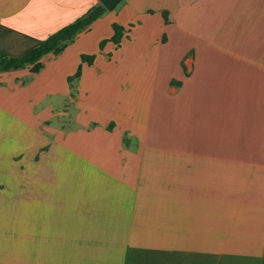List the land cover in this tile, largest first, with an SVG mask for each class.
<instances>
[{
	"label": "crops",
	"instance_id": "0c3cea01",
	"mask_svg": "<svg viewBox=\"0 0 264 264\" xmlns=\"http://www.w3.org/2000/svg\"><path fill=\"white\" fill-rule=\"evenodd\" d=\"M97 3L0 0V60ZM40 64L0 73V264H263L264 0H122Z\"/></svg>",
	"mask_w": 264,
	"mask_h": 264
},
{
	"label": "trees",
	"instance_id": "16d2710c",
	"mask_svg": "<svg viewBox=\"0 0 264 264\" xmlns=\"http://www.w3.org/2000/svg\"><path fill=\"white\" fill-rule=\"evenodd\" d=\"M106 10L99 3L91 7L83 16L76 19L74 22L62 27L46 39L42 40L39 45L28 52L12 58H4L0 60V73H6L11 71H17L31 67V71L36 73L40 70V60L49 54H60L67 45L72 43L76 36L86 31L97 19H99ZM114 35L111 38V42L119 47L121 39L123 37V28L117 25L113 26ZM105 44V41L100 43V48ZM93 56H81L82 63L92 64ZM81 69L79 68L74 77L69 79L71 82L73 79L80 77ZM264 264V253H263Z\"/></svg>",
	"mask_w": 264,
	"mask_h": 264
},
{
	"label": "rangeland",
	"instance_id": "374dc122",
	"mask_svg": "<svg viewBox=\"0 0 264 264\" xmlns=\"http://www.w3.org/2000/svg\"><path fill=\"white\" fill-rule=\"evenodd\" d=\"M21 70H24V69H21ZM11 72H7V73H11ZM23 82H25V81H23ZM29 82H30V79L28 78V80L26 81V84ZM47 106L53 107L55 112H57V114H55L54 117H50L47 121H45L44 124L41 125V127H40L41 129L34 130V134H33L34 138L37 136H39V137L44 136L46 139L51 140V138H52L51 135L48 133H45L44 128L50 127L51 129H59V123L61 124V121L65 122L64 123L65 130H69L68 127L73 125V123H70V122L73 119L74 108L67 101H65L64 98L61 97L59 94L48 95L40 105L35 107L34 110H35V112H39L42 109H45ZM64 106H66V107H64ZM63 110H66V113H67V116L64 118H63V116H58V113L63 112ZM19 131H20L21 135H23V136L27 135V136L31 137L29 132H26L20 126H19Z\"/></svg>",
	"mask_w": 264,
	"mask_h": 264
},
{
	"label": "water",
	"instance_id": "95a60500",
	"mask_svg": "<svg viewBox=\"0 0 264 264\" xmlns=\"http://www.w3.org/2000/svg\"><path fill=\"white\" fill-rule=\"evenodd\" d=\"M122 0H99L106 11H113Z\"/></svg>",
	"mask_w": 264,
	"mask_h": 264
}]
</instances>
